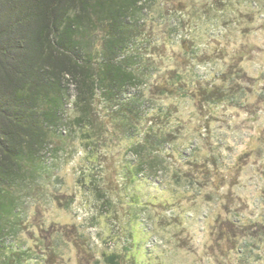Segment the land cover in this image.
<instances>
[{"label": "trees", "instance_id": "1", "mask_svg": "<svg viewBox=\"0 0 264 264\" xmlns=\"http://www.w3.org/2000/svg\"><path fill=\"white\" fill-rule=\"evenodd\" d=\"M186 1L0 0V259L8 234L20 221L19 190L46 170L52 135L79 141L87 160L103 166L106 157L121 150L129 160L121 168L111 162L108 171L124 182L111 188L134 196L141 180L161 181L160 176L170 175L169 157L175 149L169 143L177 127L188 125L180 114L182 103L195 100L206 107L232 97L235 77L245 73L240 64L213 75L218 84L191 77L203 60L191 35L200 19L215 25L223 12L235 24L234 0H205L204 10L193 4L188 16L183 11L180 16ZM154 18L167 25L170 38L161 41L143 32L147 19ZM185 30L189 37L175 40L176 32ZM170 46L180 47L181 56H169L166 67L154 64L153 57L166 56ZM69 104L71 116L66 115ZM196 165L202 177L211 178L209 163ZM80 182L104 205L111 203L105 177L84 174ZM131 201L139 204L138 199ZM73 202L69 197L67 206ZM256 227L264 228L261 223ZM234 235H228L230 243L237 242ZM80 237L75 245L86 252L89 243L81 244ZM254 238L257 246L263 242L261 234ZM243 252L246 260L253 257L251 264H264V250ZM91 263L126 264L119 252H104Z\"/></svg>", "mask_w": 264, "mask_h": 264}, {"label": "rangeland", "instance_id": "2", "mask_svg": "<svg viewBox=\"0 0 264 264\" xmlns=\"http://www.w3.org/2000/svg\"><path fill=\"white\" fill-rule=\"evenodd\" d=\"M244 1L234 0L230 5L238 14L237 18L233 15L235 24L223 12L215 25L200 19L192 29L191 38L200 44L203 60L191 77L215 80L213 75L234 62L245 73L235 77L232 97L206 107L195 100L182 103L180 114L188 125L177 127L169 143L175 149L169 157L170 175L160 176L161 181L141 180L134 196H125L123 188V194H117L111 187L117 188L124 180L118 176L117 181L108 168L114 161L121 168L129 160L126 154L115 149L104 166L94 164L87 160L79 141L54 134L46 170L19 190L20 221L8 234L0 260L6 264H90L104 252H119L126 264H251L253 257L243 258V250L253 249L255 254L264 250V228L261 232L256 227L264 226V9L257 8L264 7V0H246L251 7ZM186 2L180 16L182 11L188 16L193 4L202 10L208 5L205 0ZM158 23L147 19L143 32L156 34L161 41L170 38L167 25ZM188 33L176 32L175 40L188 38ZM181 53L180 47L170 46L166 56L157 54L152 61L166 67L169 56L179 58ZM66 108V115L71 116L72 106ZM63 135L68 136L65 131ZM202 162L209 163L211 178L197 172L196 163ZM84 174L99 180L105 177L110 204L104 205L80 182ZM71 196L74 202L67 206ZM250 224L253 228L248 229ZM233 234L238 240L230 243L227 238ZM260 234L263 242L257 246L254 237ZM79 236L84 240L81 244L89 243L86 252L75 245Z\"/></svg>", "mask_w": 264, "mask_h": 264}]
</instances>
